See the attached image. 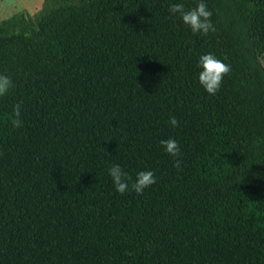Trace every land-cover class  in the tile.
<instances>
[{
  "label": "trees",
  "instance_id": "obj_1",
  "mask_svg": "<svg viewBox=\"0 0 264 264\" xmlns=\"http://www.w3.org/2000/svg\"><path fill=\"white\" fill-rule=\"evenodd\" d=\"M199 2L60 0L0 28V264H264V0H203L206 36L169 12ZM208 53L231 67L215 95ZM113 165L156 183L119 194Z\"/></svg>",
  "mask_w": 264,
  "mask_h": 264
},
{
  "label": "clouds",
  "instance_id": "obj_2",
  "mask_svg": "<svg viewBox=\"0 0 264 264\" xmlns=\"http://www.w3.org/2000/svg\"><path fill=\"white\" fill-rule=\"evenodd\" d=\"M169 12L178 14L180 20L186 25L193 34L208 35L209 32H214L215 28L211 22L213 12L208 9L207 5L200 0L197 5L191 9H185L182 3H174L169 5ZM198 67L201 71L198 74V80L202 88L209 94L215 95L222 84L223 78L231 71L230 65L217 59L213 54H204L199 58ZM12 87L10 77L0 74V97L5 96ZM20 103H17L13 108L14 118L11 124L14 128L22 127ZM169 123L173 127H178V121L175 117H170ZM166 154L174 158V167L180 170L181 161L180 145L174 139L160 141ZM108 174L113 181L114 187L119 194H125L131 190L138 195L144 190L156 183L155 173L153 171H141L137 173L134 181L129 183L132 178L119 166L113 165L108 169Z\"/></svg>",
  "mask_w": 264,
  "mask_h": 264
},
{
  "label": "rangeland",
  "instance_id": "obj_3",
  "mask_svg": "<svg viewBox=\"0 0 264 264\" xmlns=\"http://www.w3.org/2000/svg\"><path fill=\"white\" fill-rule=\"evenodd\" d=\"M60 0H0V28L18 32L23 25L32 23L38 14L53 7Z\"/></svg>",
  "mask_w": 264,
  "mask_h": 264
}]
</instances>
